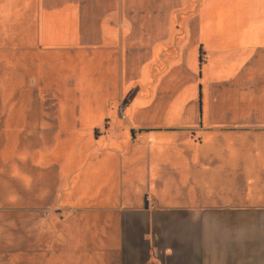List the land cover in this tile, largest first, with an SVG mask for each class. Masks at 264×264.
Returning <instances> with one entry per match:
<instances>
[{
	"label": "crops",
	"instance_id": "0c3cea01",
	"mask_svg": "<svg viewBox=\"0 0 264 264\" xmlns=\"http://www.w3.org/2000/svg\"><path fill=\"white\" fill-rule=\"evenodd\" d=\"M210 2L176 27L174 0H49L36 24L22 26L24 64H33L23 80L35 91L55 88L57 122L70 128L55 152L73 171L63 200L86 206L96 224L98 258L88 264H264V0H231L236 18L219 28L205 22ZM208 31L227 32L216 44L225 49L213 50ZM13 42L9 35V54ZM191 44L182 77L175 65ZM127 46L149 64L140 81L152 82L122 119ZM166 48L178 56L158 75ZM99 62L113 81L89 90L83 75ZM71 73L80 97L69 106ZM165 78L174 92L182 79L188 88L158 104L170 90Z\"/></svg>",
	"mask_w": 264,
	"mask_h": 264
},
{
	"label": "rangeland",
	"instance_id": "374dc122",
	"mask_svg": "<svg viewBox=\"0 0 264 264\" xmlns=\"http://www.w3.org/2000/svg\"><path fill=\"white\" fill-rule=\"evenodd\" d=\"M44 1L46 3L49 0H0V264H88L96 262L98 258L92 253L95 243L90 238L96 224L89 222L87 207L63 200L65 181L73 171H66L64 159L56 154L55 149L70 135L67 131L70 128L57 122L59 112L54 106L58 102L53 93L55 88L52 86L42 92L35 91L28 88L23 80L28 73V66L33 64H24L21 53L22 26L25 23L36 24L39 13L44 10ZM148 1L166 4L173 0ZM202 1L174 0L175 26L181 27L185 18L193 17ZM207 6L209 12L205 22L208 28L216 20L219 28L236 18L237 9L233 8L231 0H212ZM238 16L242 17L243 14L238 12ZM13 28L15 31H12ZM225 33L227 32L208 31L207 39L210 38L214 43L211 46L213 50L225 49L216 46L220 41L218 37ZM9 35L11 41H14L15 50L10 54L7 51ZM169 41H165V45L170 46L172 43ZM211 47L208 49H212ZM130 48L127 46L123 64L121 62V72L125 74L124 79L121 77V85L119 80V89L126 92L119 106V109L123 108V113L137 99L140 90L150 88L152 82L150 75L143 76L144 81H140L141 73H149V64L137 60L131 52L135 48ZM146 49L142 47V52ZM181 49L185 60L175 65H180L175 71L183 77L187 70V54L191 52L194 55L195 44ZM162 51L166 53L160 54V62L155 69L158 75L166 70V61H173L178 56L177 48ZM107 66L109 65L99 62L88 75L82 74L85 77L83 83L89 90L107 88L108 83L113 81V77L111 79L106 74ZM197 70L199 75L200 68ZM8 77L14 79L9 92L6 91ZM78 77L71 73L66 80L68 91L62 102L69 106L79 103L80 95L74 91ZM49 80L58 85L54 80ZM172 80L173 78L160 80L163 83L162 89L169 82L170 90L159 92L155 103L163 104L182 97L183 90L188 88L187 84L181 82L175 93L170 86ZM78 90L81 91L80 88ZM214 115H218V111L212 117ZM68 119L72 123L71 118ZM101 135V128L92 132L94 138Z\"/></svg>",
	"mask_w": 264,
	"mask_h": 264
},
{
	"label": "bare ground",
	"instance_id": "6f19581e",
	"mask_svg": "<svg viewBox=\"0 0 264 264\" xmlns=\"http://www.w3.org/2000/svg\"><path fill=\"white\" fill-rule=\"evenodd\" d=\"M130 5H131V4H130ZM133 8H134V7H133ZM136 8H137V7H136ZM136 10H137V9H136ZM136 10H133V11H136ZM133 11H132V12H133ZM132 12H131V13H132ZM133 14H134V13H133ZM188 23H189V22H188ZM221 56H222V55H221ZM242 69H243V68H242ZM181 70H182V69H181ZM170 73H171V72H170ZM246 73H247V72H246ZM244 75H245V74H244ZM236 77H237V76H236ZM177 78H178V77H177ZM251 81H252V80H251ZM251 81H250V82H251ZM181 82H182V81H181ZM183 82H184V81H183ZM250 87H251V86H250ZM169 92H170V91H169ZM183 92H184V91H183ZM240 94H241V93H240ZM257 94H258V93H257ZM168 96H169V95H168ZM238 97H239V96H238ZM65 174H66V173H65Z\"/></svg>",
	"mask_w": 264,
	"mask_h": 264
},
{
	"label": "built area",
	"instance_id": "2783aa9c",
	"mask_svg": "<svg viewBox=\"0 0 264 264\" xmlns=\"http://www.w3.org/2000/svg\"><path fill=\"white\" fill-rule=\"evenodd\" d=\"M121 118L122 119H125V116L123 115V112L121 111ZM152 264H155V263H152Z\"/></svg>",
	"mask_w": 264,
	"mask_h": 264
}]
</instances>
